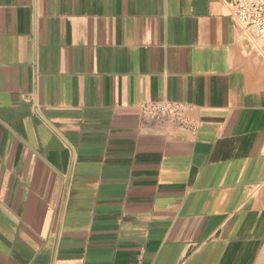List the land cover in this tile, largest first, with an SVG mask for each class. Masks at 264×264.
Instances as JSON below:
<instances>
[{
    "label": "crops",
    "instance_id": "0c3cea01",
    "mask_svg": "<svg viewBox=\"0 0 264 264\" xmlns=\"http://www.w3.org/2000/svg\"><path fill=\"white\" fill-rule=\"evenodd\" d=\"M0 264H264V55L222 0H0Z\"/></svg>",
    "mask_w": 264,
    "mask_h": 264
},
{
    "label": "built area",
    "instance_id": "2783aa9c",
    "mask_svg": "<svg viewBox=\"0 0 264 264\" xmlns=\"http://www.w3.org/2000/svg\"><path fill=\"white\" fill-rule=\"evenodd\" d=\"M230 16L246 37L262 49L264 55V0H222ZM144 121H163L176 124L191 132L193 125L183 107L173 102L146 103L141 106Z\"/></svg>",
    "mask_w": 264,
    "mask_h": 264
}]
</instances>
